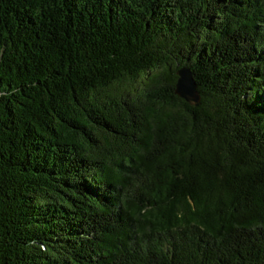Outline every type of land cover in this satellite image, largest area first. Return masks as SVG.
I'll return each instance as SVG.
<instances>
[{
	"label": "trees",
	"instance_id": "trees-1",
	"mask_svg": "<svg viewBox=\"0 0 264 264\" xmlns=\"http://www.w3.org/2000/svg\"><path fill=\"white\" fill-rule=\"evenodd\" d=\"M0 264H264V0H0Z\"/></svg>",
	"mask_w": 264,
	"mask_h": 264
},
{
	"label": "water",
	"instance_id": "water-1",
	"mask_svg": "<svg viewBox=\"0 0 264 264\" xmlns=\"http://www.w3.org/2000/svg\"><path fill=\"white\" fill-rule=\"evenodd\" d=\"M176 76L175 95L184 100L189 106L197 107L200 103V96L191 71L182 67L176 71Z\"/></svg>",
	"mask_w": 264,
	"mask_h": 264
}]
</instances>
